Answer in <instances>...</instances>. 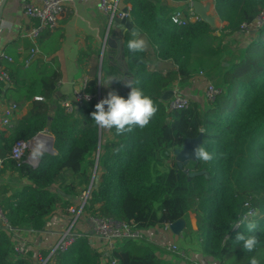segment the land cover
I'll use <instances>...</instances> for the list:
<instances>
[{
	"label": "trees",
	"instance_id": "1",
	"mask_svg": "<svg viewBox=\"0 0 264 264\" xmlns=\"http://www.w3.org/2000/svg\"><path fill=\"white\" fill-rule=\"evenodd\" d=\"M182 1L186 17L191 0ZM204 1L213 4L220 27L199 18L174 23L170 15L175 9L163 0H127L140 37L145 36L154 56L170 60L174 67L164 73L150 69V52H130L127 41L132 32H125L123 70L159 110L144 129L134 127L120 135L114 127L106 129L108 136L103 135L104 129L99 131L90 115L97 104L94 98L72 113L63 110L55 94L62 74L53 56L36 45L44 57L35 56L24 65L25 55L3 47L12 60L0 61L10 78L0 83V99L29 106L11 129H0V172L10 170L20 185L12 189L0 182L5 218V222L0 219V264H38L36 259L47 256L48 249L16 253L13 230H43L58 208L66 211L77 197L76 188L81 185L87 190L96 157L98 179L82 206L85 217L107 216L140 229L182 218L183 236L195 242L196 253L219 264H249L252 256L264 264V25L241 30L264 10V0ZM232 34L245 38V45L236 58L227 60L220 92L202 104L190 98L186 108L168 110L167 101L159 100L163 91L188 86L204 64L222 66L223 42ZM86 91L92 95L98 91L96 69ZM116 92L127 99L128 94ZM201 129L202 144L213 160L196 159L185 170L178 168L174 150ZM44 131L52 136L54 153L42 151L35 166L26 156L20 161L10 157L16 140H29ZM201 169L207 176L188 177V171ZM249 208L261 214L253 217L255 233H248L244 225L232 230ZM238 233L258 237L253 252L242 250L236 241ZM89 239L83 232L45 264H110L111 260L115 264H177L175 257L166 259L165 250L151 242L121 240L98 250L92 245L96 241Z\"/></svg>",
	"mask_w": 264,
	"mask_h": 264
},
{
	"label": "crops",
	"instance_id": "2",
	"mask_svg": "<svg viewBox=\"0 0 264 264\" xmlns=\"http://www.w3.org/2000/svg\"><path fill=\"white\" fill-rule=\"evenodd\" d=\"M28 1L30 0L5 1L0 24V51L5 46L7 50L12 52L16 50L20 53L22 52V55L28 53L33 43L27 34L32 25L36 23L34 18H28L24 15L23 6ZM163 1L173 6L175 10L182 9L184 6V1L182 0ZM119 2L121 7H129L130 5L127 0H119ZM63 4L64 11L58 24L53 28L42 30L35 41L37 47L43 49L49 56H53L59 64L62 75L56 86V96L61 98L71 95L74 85L79 82L81 76L87 73L90 77L94 69H96L99 80L107 83L102 84L100 82L99 84V95L101 99L105 98L109 91L113 90L128 94L130 88L125 87V82L128 80L129 75L123 70L125 66L123 45L125 33L121 36L122 43L120 49L112 48L104 44V37L106 36L108 28L107 18L97 9L95 1L63 0ZM216 17H214L215 24H218L216 21H221L218 16ZM141 38L146 41V51L150 52V69L160 70L164 73L166 70L174 67L170 60H161L154 56L152 47L145 36L141 35ZM55 45L56 48L53 50ZM38 56L44 57V54H37L36 57ZM208 65L213 67L210 64H204L200 70L191 76L188 86L181 90H178L177 87H174V89L183 94H187L192 100L202 101L204 99L202 94V80H210L204 71V67ZM109 76L120 80L117 81L112 78L111 81L107 82ZM5 103L4 99H0V108ZM28 106V103L19 106L16 119L27 112ZM48 135L50 134L46 131L40 133V137L43 136L42 138H49ZM103 135L108 136L106 129H104ZM0 182L12 189L20 186L19 180L8 169L1 173ZM67 215L65 210L63 211L58 208L49 217L43 230L19 231V233H16V239L14 240L17 241L20 235H25L28 240L27 249L35 251L48 249L54 242L59 231L67 223L69 218ZM80 216L78 227L81 231H86L90 235L91 225L88 218L83 214ZM161 230L156 234L151 243L164 249L163 243L169 240L175 241L176 234L172 233L170 229L165 231ZM96 244L100 245V249L106 250L105 245L99 240L96 241ZM104 252L106 253V251ZM197 254V259L201 260L203 264H219L200 253Z\"/></svg>",
	"mask_w": 264,
	"mask_h": 264
},
{
	"label": "built area",
	"instance_id": "3",
	"mask_svg": "<svg viewBox=\"0 0 264 264\" xmlns=\"http://www.w3.org/2000/svg\"><path fill=\"white\" fill-rule=\"evenodd\" d=\"M83 2L90 0H80ZM95 1L97 9L103 13L107 18V23L115 16L122 18L126 14H129L127 11H123L120 6L119 0H91ZM24 15L28 18H34L36 23L32 25L30 31L28 32V37L32 40V46L28 50V53L25 55L24 65H27L37 54L38 49L36 47L35 41L40 32L47 28H53L58 24V21L61 19L64 4L63 0H30L26 2L23 6ZM173 17L176 18L177 22L173 21ZM199 18L193 11L191 5L189 4L187 9L186 17L183 15V11L176 9L170 15L172 22L177 24H184L186 20H195ZM264 25V10H262L253 20L250 25H243L242 31L246 30L249 27L259 28ZM22 54V52H21ZM23 56V55H22ZM5 60L10 62L12 60L11 56L7 55L3 50L0 51V61ZM201 74V71H200ZM90 77L87 73H84L79 82L74 85L71 95L61 97L59 100V105L63 108L66 113H72L75 108L80 106L84 101L94 98L98 103L101 100L99 95V88L96 94L92 95L86 91L87 84ZM10 80L9 73L3 64H0V83L8 82ZM99 87V86H98ZM220 92V88L211 82V80L203 79L202 80V94L206 100H212L216 94ZM41 99V97H36ZM189 99L175 90L173 96L167 101L168 110L182 109L186 108L189 105ZM19 107L13 102H8L2 105L0 108V128L1 129H11L14 126L16 116L18 114ZM35 137V136H34ZM31 138L29 140H16L11 148L10 157L16 161H20L26 154V152L31 149L34 145H39L37 143L38 138ZM49 141V138H48ZM26 158L27 162L31 165L33 161L38 162V157H33V154L30 153ZM2 160L0 158V168H2ZM1 176V172H0ZM84 202L81 203L79 209L68 218L67 223L57 234L54 242L48 248L49 252L45 258H39L41 264H45L47 259L56 251L65 250L78 236L82 235L83 232L78 227V221L80 219L79 215L82 211V206ZM70 211L73 213L75 211L74 206L67 207V212ZM248 209L247 212H249ZM246 212V213H247ZM245 215V214H244ZM243 215V216H244ZM91 225L90 235L91 240L100 241L106 247L110 248L117 241L121 240H133V241H146L153 242L154 237L160 230L163 231L170 229V223H164L161 228L159 226L150 227L147 229L136 228L133 225H130L125 222L117 221L107 216H89L87 217ZM0 219L5 222L2 210L0 208ZM239 221H237L232 230H235V226ZM161 230V231H162ZM19 231H32L30 229L13 230V238L16 239V233ZM27 237L25 235H20L17 238V241L14 240V250L16 253H23L27 250ZM163 248L169 257H175L177 264H203L192 254L187 253L186 251L180 249L174 240H169L163 243ZM110 264H115L114 260L110 261Z\"/></svg>",
	"mask_w": 264,
	"mask_h": 264
},
{
	"label": "clouds",
	"instance_id": "4",
	"mask_svg": "<svg viewBox=\"0 0 264 264\" xmlns=\"http://www.w3.org/2000/svg\"><path fill=\"white\" fill-rule=\"evenodd\" d=\"M173 21L178 23L175 17H173ZM127 48L135 54L145 51L147 44L139 33L133 29L131 38L127 41ZM112 78L117 81L120 80L115 77ZM100 82L107 84L103 81ZM135 83L132 80L125 82V87L130 88L127 99L113 90L109 91L107 96L95 105V111L91 112L90 115L96 126L109 130L114 127L116 134L120 135L133 131L134 127L144 129L149 125L159 109L150 96L146 95L141 88L134 86ZM201 132H203V129H201ZM43 148L44 145H39L34 150L33 157L42 155L41 150ZM191 154L195 159L205 163L211 162L214 158L213 154L206 150L202 143L196 145ZM254 215L251 211L245 213L235 226L244 225L248 233H255L257 223L254 218H251ZM236 241L241 243L244 252H253L259 243V239L255 234L245 235L244 233H238ZM249 264H259V260L255 256L249 257Z\"/></svg>",
	"mask_w": 264,
	"mask_h": 264
},
{
	"label": "water",
	"instance_id": "5",
	"mask_svg": "<svg viewBox=\"0 0 264 264\" xmlns=\"http://www.w3.org/2000/svg\"><path fill=\"white\" fill-rule=\"evenodd\" d=\"M5 1L6 0L0 1V24H1V19H2V9H3V5ZM190 5L194 13L199 17V19L205 21L212 27L215 26L214 16L209 13V8H210L209 3H204L200 0H191ZM122 10L126 12L127 7L123 6ZM133 29L138 32V28L134 25V23L130 19L129 14H126L122 18H118L114 16L108 24L106 36L104 37V44L112 48L120 49V46L122 43L121 36L126 31L132 32ZM111 80H112V77L109 76L108 82ZM128 80H131L130 76L128 77ZM99 84H100V80L98 78V86ZM174 92H175L174 88H168L164 90L163 93L160 95L159 100L168 101L173 96ZM99 131H100V128H99ZM202 134L203 132H201L200 130L196 136L185 137L181 145L174 150V160L178 168L184 170V166L187 163H189L190 161L196 160L195 157L191 153H192V149L196 145L202 143ZM39 136H40V133H38L34 138H38ZM48 137H49L50 145L45 151H48L49 153H54L55 149L52 146V136L48 135ZM96 163H97V157H96ZM96 163L93 169L92 177L90 179L89 185L86 190L85 200H86V197L88 195L90 188L95 187L97 183L98 173H96ZM201 174H204L205 176H207V173L204 169L191 170L187 172L188 177H192L195 175H201ZM58 191L61 192L60 190ZM61 193L64 194L63 192ZM184 225H185L184 220L182 218H179L171 222L169 225V228L172 231V233L178 235L180 231L183 229Z\"/></svg>",
	"mask_w": 264,
	"mask_h": 264
},
{
	"label": "rangeland",
	"instance_id": "6",
	"mask_svg": "<svg viewBox=\"0 0 264 264\" xmlns=\"http://www.w3.org/2000/svg\"><path fill=\"white\" fill-rule=\"evenodd\" d=\"M203 2H205V1L203 0ZM208 3L210 4L209 13L212 14L214 17H216L217 15H216L215 10L213 8V4L210 3V2H208ZM179 10H182V9L179 8ZM216 23H218V24H215L217 27H220L222 25V22H219L218 20L216 21ZM245 40H246L245 38H243V37L241 38L237 34H232L230 36V38H228L227 41L224 40L223 47H224L225 53H224V56H223V62H222L223 65L222 66L221 65H216V66H213V67L208 65V66L204 67V71H205L207 77L211 80L212 83H214L217 86L219 85L220 77L222 76V73L224 72V69H225L224 66L227 65V60H231L232 58H236L241 53V51H242L241 49H243L244 45H245ZM224 63H226V64H224ZM180 93L183 94L182 92H180ZM183 95H185L189 99V101L191 100L190 96H188L187 94H183ZM203 100L202 101L200 100L201 104L207 101L205 98ZM42 137L38 138L37 143L39 145H44V148L41 151H45L49 147L50 141H48V138H42ZM39 145H34L31 149H29L26 152V154H25L26 158H28L27 156L30 153L33 154L34 150ZM37 157H39V156H37ZM33 163L35 164L37 162L33 161ZM184 170H185V168H184ZM76 193H77L76 194L77 197L75 199H73L74 202L73 203H69V205H68V207L74 206L75 211L73 213H71L70 211L67 212V208H66V213L68 214L67 215L68 217H72V215L74 213H76V211L79 209V207H80L82 202L85 203L86 191L83 190V186L79 185L76 188ZM250 211L255 214L254 216H258V217L261 216L260 213L258 214V212H259L258 209H250ZM81 214L82 213L80 212V215ZM80 215H79V217H81ZM183 235L184 234H183V232L181 230L178 235H175V241L174 242L178 245V247L180 249H182V250L186 251L187 253L192 254L193 256L198 258V254L196 253V244H195V242H193V241L191 242V240H189L190 236L184 237L185 235L184 236ZM89 241L91 242L92 240L89 239ZM92 245L95 246L98 250H100V245H97L93 241H92ZM163 254H164V257L166 259H169V256H168V254L166 252H164ZM36 261L38 262V264H41V261L39 259H36ZM175 263H176V261H175Z\"/></svg>",
	"mask_w": 264,
	"mask_h": 264
}]
</instances>
